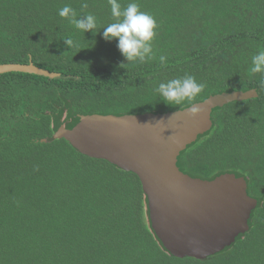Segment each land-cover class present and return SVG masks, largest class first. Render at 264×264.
<instances>
[{"label": "trees", "instance_id": "trees-1", "mask_svg": "<svg viewBox=\"0 0 264 264\" xmlns=\"http://www.w3.org/2000/svg\"><path fill=\"white\" fill-rule=\"evenodd\" d=\"M133 2L157 21L156 59L126 68L118 38L103 36L115 22L108 0H0V65L33 63L60 74L0 75V264H264V96L217 109L212 130L182 156L193 176L239 173L259 199L245 236L205 261L160 248L137 175L58 137L67 106L82 115L190 106L169 105L156 91L186 74L206 85L195 103L223 92L264 93V72L249 71L264 50V0H118L122 8ZM65 5L77 18L94 15V32L60 17ZM69 37L77 46L65 43Z\"/></svg>", "mask_w": 264, "mask_h": 264}, {"label": "water", "instance_id": "water-1", "mask_svg": "<svg viewBox=\"0 0 264 264\" xmlns=\"http://www.w3.org/2000/svg\"><path fill=\"white\" fill-rule=\"evenodd\" d=\"M21 73L50 79L60 74L30 64H1L0 75ZM258 97L256 89L223 92L173 112L82 115L67 106L63 134L81 154L105 160L139 177L150 232L169 256L208 260L229 251L250 230L258 201L236 172L212 179L183 170V154L209 133L213 113Z\"/></svg>", "mask_w": 264, "mask_h": 264}, {"label": "clouds", "instance_id": "clouds-1", "mask_svg": "<svg viewBox=\"0 0 264 264\" xmlns=\"http://www.w3.org/2000/svg\"><path fill=\"white\" fill-rule=\"evenodd\" d=\"M108 3L111 6V15L115 22L103 28V36L107 41L118 38V48L129 62L127 65L121 63L120 67L127 68L131 63L155 60L156 55L152 45L157 36L158 24L156 19L151 14L141 11L138 3H129L124 8L118 3V0H108ZM81 8L87 9L88 4L83 3ZM58 14L62 18H66L81 32H94L97 27V20L94 15L89 13L77 18L76 11L70 5L62 7ZM64 40L70 48L77 46L70 37ZM159 62L162 65L165 64L167 62L166 56L160 55ZM249 71L252 74L264 72V50L253 54ZM205 88L204 83H199L193 75L186 74L182 78L160 83L156 91L169 105L178 106L188 102L191 105L189 115L196 118L204 112V109L198 106L195 101Z\"/></svg>", "mask_w": 264, "mask_h": 264}, {"label": "flooded vegetation", "instance_id": "flooded-vegetation-1", "mask_svg": "<svg viewBox=\"0 0 264 264\" xmlns=\"http://www.w3.org/2000/svg\"><path fill=\"white\" fill-rule=\"evenodd\" d=\"M254 89H256V90L258 91L257 88H254ZM248 91H249V90H248ZM259 96H264V93H260V92L258 91V97H259ZM249 195H250V194H249ZM250 196L258 201V206H259V199L256 198V197H254V196H252V195H250ZM257 208H258V207H257ZM257 208H256V209H257Z\"/></svg>", "mask_w": 264, "mask_h": 264}]
</instances>
